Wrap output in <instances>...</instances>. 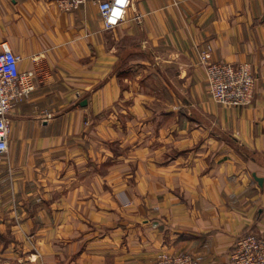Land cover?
<instances>
[{
    "label": "crops",
    "instance_id": "1",
    "mask_svg": "<svg viewBox=\"0 0 264 264\" xmlns=\"http://www.w3.org/2000/svg\"><path fill=\"white\" fill-rule=\"evenodd\" d=\"M100 1L0 0V44L36 73L0 164V264H231L264 236V0H130L111 29ZM202 51L252 67L251 104L212 100Z\"/></svg>",
    "mask_w": 264,
    "mask_h": 264
},
{
    "label": "built area",
    "instance_id": "2",
    "mask_svg": "<svg viewBox=\"0 0 264 264\" xmlns=\"http://www.w3.org/2000/svg\"><path fill=\"white\" fill-rule=\"evenodd\" d=\"M53 1L59 11L69 12L78 9L86 0ZM129 1L98 2L104 29L114 28L123 19ZM20 60L21 57L13 53L5 42L0 44V164L8 152L11 110L29 96L36 83L34 70H19ZM199 60L204 66L209 94L214 102L233 107L251 104L256 77L248 63L212 61L210 54L204 51L200 53ZM230 259L231 264H264V236L251 232L239 236ZM200 261L201 257L192 253H160L151 264H200Z\"/></svg>",
    "mask_w": 264,
    "mask_h": 264
},
{
    "label": "water",
    "instance_id": "3",
    "mask_svg": "<svg viewBox=\"0 0 264 264\" xmlns=\"http://www.w3.org/2000/svg\"><path fill=\"white\" fill-rule=\"evenodd\" d=\"M85 102L83 101V104H84ZM255 176V175H254ZM255 178H256V180L259 182V184H261L262 183V179L261 178H259V177H256L255 176Z\"/></svg>",
    "mask_w": 264,
    "mask_h": 264
}]
</instances>
